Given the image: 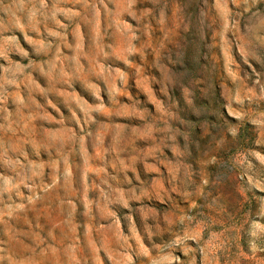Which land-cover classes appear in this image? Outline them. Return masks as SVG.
<instances>
[{"label": "rangeland", "instance_id": "374dc122", "mask_svg": "<svg viewBox=\"0 0 264 264\" xmlns=\"http://www.w3.org/2000/svg\"><path fill=\"white\" fill-rule=\"evenodd\" d=\"M0 264H264V0H0Z\"/></svg>", "mask_w": 264, "mask_h": 264}]
</instances>
